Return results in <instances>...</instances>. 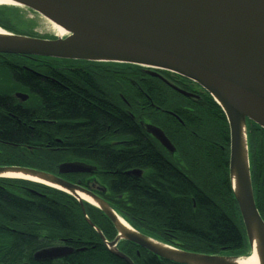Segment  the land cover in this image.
<instances>
[{
	"label": "trees",
	"instance_id": "obj_1",
	"mask_svg": "<svg viewBox=\"0 0 264 264\" xmlns=\"http://www.w3.org/2000/svg\"><path fill=\"white\" fill-rule=\"evenodd\" d=\"M16 25L21 26L17 14L0 8V28L25 34ZM14 58L50 63V67L56 63L61 69L75 63L88 64V67L61 73L51 70L49 79L23 70L13 72L15 80L29 89L30 98L26 110L14 107L8 99H0V144H6L0 148V167L18 166L53 174L59 164L70 162L62 160L72 153L91 157L116 182L112 189L127 193L131 205L138 204L139 210L145 212L143 218L150 228L141 232L159 234L166 229L171 232L167 238L177 241L174 246L184 252L222 256L248 254V243L229 184L228 125L211 97L194 103L190 107L193 115H188V126L195 128L199 136L189 134V159L200 172L197 181L191 182L161 159L131 119L134 95L139 93L132 82L143 77L138 66L42 57ZM146 78L145 85L140 82L151 101L178 113L186 100L159 80ZM118 94L129 108L117 105ZM246 130L253 197L264 222V129L246 121ZM56 138L67 149L63 151L66 155L28 150L40 144L59 146L54 145ZM107 139L129 144L123 151H117L114 147L102 146ZM134 167L153 170L151 187L124 175L125 170ZM127 212L134 217L132 207ZM0 223L11 224L13 229H0V256L12 255L9 259L0 258V264L26 261L48 238L96 237L72 197L19 180L0 179ZM85 254L88 258L103 255L98 249ZM151 257L142 264H174Z\"/></svg>",
	"mask_w": 264,
	"mask_h": 264
},
{
	"label": "water",
	"instance_id": "obj_2",
	"mask_svg": "<svg viewBox=\"0 0 264 264\" xmlns=\"http://www.w3.org/2000/svg\"><path fill=\"white\" fill-rule=\"evenodd\" d=\"M63 29L66 36L37 39L5 31L0 55L42 57L92 63H115L162 70L197 84L220 107L228 125L230 189L248 243L241 256L200 255L184 252L147 238L132 228L121 231L116 214L100 199L60 177L18 166L0 167L4 173L38 177L41 185L72 197L85 221L111 253L132 264L108 244L87 218L77 194L94 201L114 225L117 239L127 240L148 253L174 264H233L255 250L264 264V222L256 209L249 166L246 121L264 129V0H10ZM1 29V28H0ZM157 76L155 74H152ZM185 97L191 95L174 88ZM20 102L27 95L15 94ZM244 127L246 169L240 161V126ZM163 147L174 148L153 126H143ZM80 162L58 165V175L90 173ZM129 175L135 172L127 173ZM0 179H6L0 177ZM70 250L50 248L35 253L36 260L54 259Z\"/></svg>",
	"mask_w": 264,
	"mask_h": 264
},
{
	"label": "flooded vegetation",
	"instance_id": "obj_3",
	"mask_svg": "<svg viewBox=\"0 0 264 264\" xmlns=\"http://www.w3.org/2000/svg\"><path fill=\"white\" fill-rule=\"evenodd\" d=\"M21 59H29L33 60L35 58L32 57H25L22 56ZM54 67H50V63H41V62H28V61H18L15 60L14 56L12 55H0V73H4L6 76L9 77L11 80L10 83L15 86V91H7L10 89V86L7 87L5 83H3L4 79H0V99H8L13 103V106L20 107L26 110V104L29 101L30 94L29 89L24 87L22 84L18 83L14 76L13 72L15 70H23L25 72L32 73L36 76H39L44 79H49L48 74L49 72H57L61 73L62 70H78L81 68L88 67V64H67L65 66H69L65 69H61L57 67L59 64H52ZM47 66L50 69H46ZM104 74H106V68H104ZM52 70V71H51ZM140 72L142 73L143 77L139 80L133 81V85L135 86L136 90L139 91L137 95H134V112L131 116V119L135 121L136 125L140 129L143 134L144 139L149 144V146L159 154L161 159L170 167L173 168L175 171L180 173L185 179L193 182L197 181V174L200 173L199 169L195 167L194 161L189 159L187 146L189 141V134L193 137H199L198 131L195 128H191L188 126V115H193V111L190 110L192 105L197 102H202L203 100H207L210 97L203 89H201L197 84L186 80L178 75L173 73H169L167 71L162 70H154L139 67ZM155 74L157 76H154ZM146 76L155 78L161 82L163 86L170 89L174 93L181 96L183 99L186 100L184 102L183 107L181 108L178 113L176 111H171L168 109H164L163 106H158L151 101L149 95L146 94V89L142 85L146 84ZM8 81V80H6ZM143 82V84L141 82ZM174 88H177L189 95L190 97H185L175 91ZM24 94L27 95V100L24 102H20L18 99L15 98V94ZM118 101L117 105L119 107H127L129 108V104L124 100V98L118 94ZM107 97V95H106ZM212 99V98H211ZM167 102V100H165ZM181 113V114H180ZM194 119V118H193ZM192 122V121H190ZM149 125L155 128H158L166 137V139L170 142L172 147L174 148L173 152L168 151L165 147H163L152 135L146 132L143 126ZM50 147L49 144H40L39 147L35 148H28L29 151L31 149L40 150L41 153L49 150V153L53 151L56 155H66L63 151L67 150L66 148L62 147L61 141L59 138L55 139L54 145ZM129 144V142L125 141H112L108 142V139L103 142V147H114L117 151H123L124 146ZM216 144V143H214ZM1 147H6L5 143L0 144ZM72 153V152H71ZM70 153V154H71ZM44 154V153H43ZM228 154H229V136H228ZM1 155V154H0ZM68 155V154H67ZM64 158V157H63ZM229 158V157H228ZM59 161V160H58ZM62 161H70V162H80L87 166H90L93 170L90 173H78V174H68V175H58L57 171L52 175L60 177L62 180L71 183L73 185H77L83 189L88 190L102 202H104L115 214L117 217L122 219L130 228H132L137 233L155 240L161 244L166 246H170L177 250L182 251L181 249L175 247L174 243L177 242L173 239H168L167 236H171L169 233L170 231H166V229L162 233H145L141 232V229H145L147 227L150 228V224H146V220L143 218L144 213L143 211L139 210V205L132 206L130 202V197L127 193L115 192L112 189V184H116L112 178H109V174L101 169L96 162L91 157L88 156H79L77 154L72 153V156L69 155L68 158H65ZM135 172L133 175H129L127 173ZM124 175L128 176L129 178L137 181L140 185H148L149 187L151 184V179L154 177V172L152 169L148 168H140L134 167L131 169H127L124 172ZM114 186V185H113ZM79 205V204H78ZM84 211L92 223V225L99 230L101 235L103 236L106 243L111 244L115 242V249L125 256L132 264H142L147 258L148 260L152 259L151 256L156 257L152 254L144 253L145 250L140 248L138 245H135L127 240L124 239H117L118 232L112 222L97 208L83 203ZM132 207V211L134 213V217L131 218L129 216V211ZM80 212L82 214L80 205H79ZM83 216V215H82ZM84 219V217H83ZM131 220L132 223L130 222ZM85 221V219H84ZM86 222V221H85ZM88 225V223L86 222ZM11 224L7 223H0V229L4 230H13ZM88 227L94 233L96 237H81V236H68L64 238H48L42 244L43 246L38 248L37 250L33 251L32 254L26 261H23L20 264H128L123 259L113 255L110 249L105 245L102 238L97 234V232L90 226ZM66 248L70 251L65 253L64 256L54 259H45V260H36L34 258L35 253L50 249V248ZM25 250L26 248L23 247ZM21 249L22 251H24ZM102 251L103 255L101 256H91L88 258L87 252L95 251V250ZM150 255V256H149ZM12 255L4 254L1 255V259H9ZM21 257V256H20ZM94 259H93V258ZM158 258V257H156ZM161 261H164L158 258ZM156 260V259H155ZM167 262V261H165ZM171 263V262H170Z\"/></svg>",
	"mask_w": 264,
	"mask_h": 264
},
{
	"label": "bare ground",
	"instance_id": "obj_4",
	"mask_svg": "<svg viewBox=\"0 0 264 264\" xmlns=\"http://www.w3.org/2000/svg\"><path fill=\"white\" fill-rule=\"evenodd\" d=\"M6 6H8V7H10V6L11 7H20V6H16V4H14L10 0H0V7H6ZM20 8H22V7H20ZM41 19L43 20V23L46 26V29L50 32V34H52V36L59 37V38H63L66 36V33L63 29L56 26L55 24H53L52 22H50L49 20L45 19L42 16H41ZM11 38L12 37L10 35H8L5 31L0 29V39L10 40ZM245 144H246V142H245L244 127L241 124V126H240V157L239 158H240L241 163L244 165V168L246 169V165H247L246 161L247 160H246V145ZM0 177L6 178V179H23V180H27V181H31V182H35V183H39V184L49 186V184L43 182L38 177L25 175L22 173H15V172L4 173V174H1ZM77 196L82 202H85V203H87L93 207L97 206V204L94 201H92L90 198L84 196L83 194H77ZM116 226H118V228H119V233L121 231H127V232L133 231L122 219H120L117 216H116ZM233 264H261V261L259 259L257 252L255 250H253V252L249 255V257L247 259L237 260Z\"/></svg>",
	"mask_w": 264,
	"mask_h": 264
},
{
	"label": "rangeland",
	"instance_id": "obj_5",
	"mask_svg": "<svg viewBox=\"0 0 264 264\" xmlns=\"http://www.w3.org/2000/svg\"><path fill=\"white\" fill-rule=\"evenodd\" d=\"M0 8H7L10 11H13L17 14L19 21H21L22 27L19 25H16V26H19V29L25 33L22 36H28V37L37 38V39H55V37L52 36V34H50V32L46 29V26L44 25L43 20L41 19V16H39L38 14L26 8H20V7L6 6V7H0ZM18 35H21V34H18ZM24 61L25 60H23V62ZM0 79H4L3 83H5L7 87L10 86V89H8L7 91L16 90L15 86L10 83L11 80L9 79V77L6 76L4 73H0Z\"/></svg>",
	"mask_w": 264,
	"mask_h": 264
}]
</instances>
